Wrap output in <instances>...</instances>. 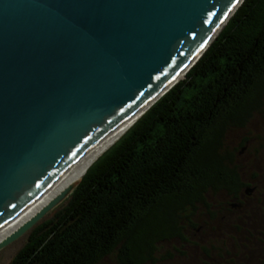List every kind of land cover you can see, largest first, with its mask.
Listing matches in <instances>:
<instances>
[{
    "label": "water",
    "instance_id": "95a60500",
    "mask_svg": "<svg viewBox=\"0 0 264 264\" xmlns=\"http://www.w3.org/2000/svg\"><path fill=\"white\" fill-rule=\"evenodd\" d=\"M243 1L0 0V229L184 78Z\"/></svg>",
    "mask_w": 264,
    "mask_h": 264
},
{
    "label": "trees",
    "instance_id": "16d2710c",
    "mask_svg": "<svg viewBox=\"0 0 264 264\" xmlns=\"http://www.w3.org/2000/svg\"><path fill=\"white\" fill-rule=\"evenodd\" d=\"M264 108V0H244L185 77L87 168L10 264H152L241 182L228 133Z\"/></svg>",
    "mask_w": 264,
    "mask_h": 264
},
{
    "label": "flooded vegetation",
    "instance_id": "af4514ba",
    "mask_svg": "<svg viewBox=\"0 0 264 264\" xmlns=\"http://www.w3.org/2000/svg\"><path fill=\"white\" fill-rule=\"evenodd\" d=\"M249 140L243 138L236 151L241 183L201 216L186 239L161 249L152 264H264V155H246Z\"/></svg>",
    "mask_w": 264,
    "mask_h": 264
},
{
    "label": "rangeland",
    "instance_id": "374dc122",
    "mask_svg": "<svg viewBox=\"0 0 264 264\" xmlns=\"http://www.w3.org/2000/svg\"><path fill=\"white\" fill-rule=\"evenodd\" d=\"M243 138H250L249 147L245 151L246 155L248 154V152L254 150L258 151L259 154L264 155V108L260 112L256 111L243 126L233 128L228 133V142L230 146H232L235 149L238 148V145ZM243 159L244 158L241 159L242 164L245 163ZM58 207H56L51 213H49L47 217L52 216L56 212ZM31 229H29V231H27L18 239L0 248V264H10L14 255L25 244ZM168 245L169 243H167L164 246V248H168ZM99 264H118V263L116 262L115 258L107 257Z\"/></svg>",
    "mask_w": 264,
    "mask_h": 264
},
{
    "label": "bare ground",
    "instance_id": "6f19581e",
    "mask_svg": "<svg viewBox=\"0 0 264 264\" xmlns=\"http://www.w3.org/2000/svg\"><path fill=\"white\" fill-rule=\"evenodd\" d=\"M122 133V130H119L107 143H105L101 148H99L95 153H93L85 162H83L65 181L59 184L56 188L50 191L47 195H45L41 200L36 202L34 205L29 207L23 213H21L18 217L10 221L7 225L0 229V240H2L5 236L15 230L20 224H22L25 220L30 218L34 213H36L43 205H45L52 197L58 194L63 188H65L68 184L80 181L85 171L90 166L92 162L97 159L99 155H101Z\"/></svg>",
    "mask_w": 264,
    "mask_h": 264
},
{
    "label": "snow or ice",
    "instance_id": "6c2138e0",
    "mask_svg": "<svg viewBox=\"0 0 264 264\" xmlns=\"http://www.w3.org/2000/svg\"><path fill=\"white\" fill-rule=\"evenodd\" d=\"M237 2H238V0H237Z\"/></svg>",
    "mask_w": 264,
    "mask_h": 264
}]
</instances>
